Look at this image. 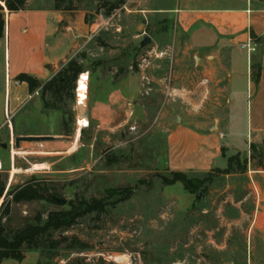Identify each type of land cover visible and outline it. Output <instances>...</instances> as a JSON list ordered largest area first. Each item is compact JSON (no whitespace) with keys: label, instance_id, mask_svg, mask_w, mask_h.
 <instances>
[{"label":"rangeland","instance_id":"obj_1","mask_svg":"<svg viewBox=\"0 0 264 264\" xmlns=\"http://www.w3.org/2000/svg\"><path fill=\"white\" fill-rule=\"evenodd\" d=\"M122 1L106 15L110 21L96 45L75 58L82 65L81 74L85 72L87 89L77 98L74 85L61 95L47 94L46 100L56 108H46L38 88L15 118L17 136H67L70 140L27 142L32 148L26 149L23 143L16 148L15 138L7 133L0 135V156L7 157L8 150L14 155L11 165L0 169L8 176L7 190L38 177L46 179L51 195L67 199L66 204L12 202L10 214L2 213L7 237L29 224L47 221L52 212L69 211L71 202L102 200L104 210L76 218L70 228L48 231L36 244L23 245L24 259L5 258L1 264H247L252 251L262 249L257 242L251 243V228L258 207L253 180L264 174V143L252 144L248 154L231 155L226 168L186 173L200 180L192 192L181 182L165 185L162 177L177 172L168 164L169 129L189 111L176 105L182 85L158 84L169 83L170 63L153 66L156 58L148 52L150 45L140 48L144 30L153 34L160 29L145 26L139 30V21L132 15L144 0ZM119 2L67 0L62 7L84 11L91 23L99 19L101 5L106 4L101 11L105 16L107 3ZM118 26L124 27L121 36L116 35ZM131 76L139 77L141 85H120ZM183 86L191 95L200 88L204 91L195 112L211 121L226 116L218 112V100L227 96L229 85ZM120 89L123 110L113 106L108 121L89 117L77 123V104L95 107ZM244 108L245 102L241 111ZM244 127L242 120L237 133L244 134ZM237 141L246 150V138L240 136ZM51 145L58 148H47ZM49 150L52 155L46 154ZM37 163L47 166L34 169Z\"/></svg>","mask_w":264,"mask_h":264},{"label":"crops","instance_id":"obj_2","mask_svg":"<svg viewBox=\"0 0 264 264\" xmlns=\"http://www.w3.org/2000/svg\"><path fill=\"white\" fill-rule=\"evenodd\" d=\"M165 1H139L132 17L138 19L139 30L145 26L160 28L149 34L152 42L148 52L156 58L153 66L169 62L171 74L169 83L158 84L182 85L175 104L189 111L186 116H178L181 123L169 129V167L184 173L226 168L231 155L248 154L252 144L264 143V0ZM4 14L5 31L0 40V135L7 133L15 138V118L35 95L28 83L17 77L25 73L45 84L80 52L96 45L103 29L97 30L96 21L88 22L82 10L72 6L56 9L54 0H27L24 9L9 12L5 7ZM123 28L118 26L115 34L121 36ZM143 33L135 38L142 39L145 30ZM255 66L260 69L258 81L253 76ZM138 78L131 76L120 85H141ZM183 85H229L227 96L218 100V112L226 116H219L216 122L195 112L204 91L199 87L191 95ZM236 85L247 86L243 89ZM122 98L120 89L108 102L88 105L89 117L110 120L113 106L123 110ZM243 102L245 110L241 111ZM242 120L245 131L238 134ZM240 136L246 138V150L238 146ZM23 144V148H32L27 142ZM52 153L49 150L46 154ZM13 160L10 150L7 157L0 156L2 168L9 167ZM253 182L258 207L251 243L257 242L262 249L252 251L247 264H264V174L255 175Z\"/></svg>","mask_w":264,"mask_h":264},{"label":"trees","instance_id":"obj_3","mask_svg":"<svg viewBox=\"0 0 264 264\" xmlns=\"http://www.w3.org/2000/svg\"><path fill=\"white\" fill-rule=\"evenodd\" d=\"M55 8L60 9L63 2L67 0H54ZM5 6L0 3V40L4 37L5 31V14L4 8L6 7L9 12H15L22 10L26 7L27 0H0ZM124 1L119 3H107L109 4L108 10L105 15L110 16L115 10H117ZM106 4L101 5L100 11H103ZM257 66L254 67L256 69ZM83 68L81 63L77 59L70 60L61 70H59L55 76L42 84L38 79L28 75L20 74L17 79L25 81L29 85L31 92L41 88L42 99L46 108H56L54 104L49 103L46 100L47 94H51L53 97L61 95L64 91H72L73 85L77 76L82 72ZM253 71V76L256 81L260 77V69ZM87 89V79L85 72L82 73L78 79L77 95L83 93ZM230 169L227 170V172ZM165 185H173L177 182H181L187 190L193 191V188H198L200 180L197 178L188 177L184 172H173L172 177H162ZM8 176L0 172V264L5 258H13L16 260L24 259V253L22 247L24 244L32 245L36 244L39 237L45 235L48 231L57 230L60 228H70L76 221V218L83 216L87 213L94 211H103L104 203L102 200L93 199L91 202L76 203L71 202V209L64 212H52L49 214L47 221H39L36 224H29L19 230H17L12 238L6 236V229L2 224V213L5 215L10 214L11 203L33 200H47L53 201L52 195L49 193L46 179L32 177L28 181L21 185L13 186L7 190ZM116 192V190H110V193Z\"/></svg>","mask_w":264,"mask_h":264},{"label":"water","instance_id":"obj_4","mask_svg":"<svg viewBox=\"0 0 264 264\" xmlns=\"http://www.w3.org/2000/svg\"><path fill=\"white\" fill-rule=\"evenodd\" d=\"M151 42H152L151 36L149 34L145 33V35H144V37L140 43V48L147 47L148 45L151 44ZM80 75H81V73L79 74V76ZM79 76H78V78H79ZM78 78L74 83L75 93L77 91ZM82 117H86L87 119H89V106H88V104H87V107L85 108L84 111H82V105L77 104V123H78V119L82 118ZM178 123H181V118L178 119ZM55 140H66L67 141V140H70V137H67V136H51V135H18L15 137V145H16V148H20L21 144L23 142H47V141H55ZM51 197L53 200L57 201L58 203H62V204L67 203V199H65V198L58 197L56 195H52ZM198 197H200V195H198Z\"/></svg>","mask_w":264,"mask_h":264},{"label":"built area","instance_id":"obj_5","mask_svg":"<svg viewBox=\"0 0 264 264\" xmlns=\"http://www.w3.org/2000/svg\"><path fill=\"white\" fill-rule=\"evenodd\" d=\"M109 21L110 20L108 19V17L106 15L104 16V14L100 12L99 19L96 20V23L98 25L97 30H102L104 28V26L109 24Z\"/></svg>","mask_w":264,"mask_h":264},{"label":"bare ground","instance_id":"obj_6","mask_svg":"<svg viewBox=\"0 0 264 264\" xmlns=\"http://www.w3.org/2000/svg\"><path fill=\"white\" fill-rule=\"evenodd\" d=\"M80 77V76H79ZM79 79V78H78ZM78 85V84H77ZM76 95H77V91H76ZM76 98H77V96H76ZM80 105V104H79ZM87 107V105L85 106V105H82V111H84L85 110V108ZM83 118H86V117H82V118H79V119H83ZM87 119V118H86ZM89 120V119H88ZM75 139V138H74ZM74 141V140H73ZM47 166V164H42V163H37V164H34V169H39V168H44V167H46ZM2 168V166H1V162H0V169Z\"/></svg>","mask_w":264,"mask_h":264}]
</instances>
